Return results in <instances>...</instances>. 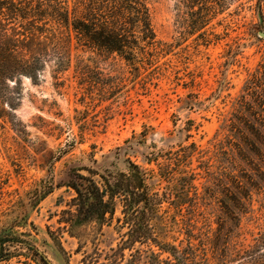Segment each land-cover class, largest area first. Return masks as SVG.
<instances>
[{"label": "rangeland", "instance_id": "rangeland-1", "mask_svg": "<svg viewBox=\"0 0 264 264\" xmlns=\"http://www.w3.org/2000/svg\"><path fill=\"white\" fill-rule=\"evenodd\" d=\"M147 2L162 42L154 65L136 71L117 56L83 47L74 36L68 44V31L60 29L56 39L48 33L50 39L44 40L49 58L37 78L9 82V92L19 93V99L15 108L5 107L0 119V228L18 221L12 233H27L21 238L34 244L50 264H111L112 249L122 244L126 232L118 230L121 208L104 227L89 223L71 232L63 217L76 197L67 187L76 174L127 172L133 162L151 177L153 193L165 197L173 186L175 194L165 200L161 214L172 231L166 239L185 241L184 248L186 230L172 226L177 220L183 227V219L186 224L195 208L182 192L181 169L200 174L197 185L204 194L210 179L207 166H218L215 144L225 140L234 114L249 107L256 117L249 121L264 140V18L256 9L257 0L230 2L212 24L209 34L216 36H210V45L200 33H187L175 1ZM59 40L62 47L56 52L53 43ZM191 144L198 150L186 158ZM256 163L264 170L259 160ZM46 186H53V192L31 206L36 191ZM261 188L248 203L251 213L242 221L243 236L234 241L239 231L220 204L205 197L199 201L204 215L196 219L199 228L210 233V264H219L210 251L219 218H225L232 232L225 244L231 258L226 263L237 264L232 253L238 243L254 253V264H264V184ZM146 249L140 243L135 246L134 253L142 252L140 264L149 261ZM21 253L1 264H44L28 248ZM130 255L126 251L123 264Z\"/></svg>", "mask_w": 264, "mask_h": 264}, {"label": "trees", "instance_id": "trees-1", "mask_svg": "<svg viewBox=\"0 0 264 264\" xmlns=\"http://www.w3.org/2000/svg\"><path fill=\"white\" fill-rule=\"evenodd\" d=\"M173 1L175 9L185 17L187 33H200V38L210 45V36H216L214 33L209 34L213 22L230 2L242 0ZM256 9L264 18V0H257ZM60 29L68 31V44H72L74 36L83 47L117 56L136 71L154 65L156 56L161 52L162 42L158 40L154 29L147 0H0V119L7 105L12 108L18 105L19 93L9 92V82L22 76H29L33 80L37 78L43 62L47 63L49 58L44 40L50 39L48 33L56 39ZM59 43L60 40L53 43L56 52L62 47ZM58 59L61 60L60 57ZM242 104H249L246 97H243ZM254 116L249 107L246 112L234 114L230 120L225 140L215 144L218 153H215L214 158L218 166H207L206 174L210 179L204 194L199 192L197 185L200 174L187 171V168L181 169L182 192L191 198L195 209L186 224L183 219V227L176 220L172 229L186 230V247L183 248L185 241L173 239L170 242L166 239L172 231L168 230L167 218L161 214L162 205L170 195L175 194L174 187L171 186L172 190L165 192V197L153 193L149 184L151 177L133 162H130L127 172H105L101 175L88 170L90 176L76 174L67 185L76 193L71 204L75 211H65L63 222L71 232L89 223L104 227L114 221L121 208L122 217L117 219L118 230L126 232L122 236V244L112 249L113 254L109 259L111 264H123L126 251L131 252V259L125 264H140L142 252H133L137 243L147 248V264H210L207 259L210 233L203 232L196 219V216L204 215L199 208V201L209 198L220 204L223 215L240 233L233 237L234 241L243 236L242 221L251 213L247 209L248 203L254 191H261V184H264V170L256 163L259 160L264 165V151L260 148V145L264 146V140L249 121L251 117L256 118ZM197 150V145L191 144L185 149V157L192 158ZM96 176L100 181L95 179ZM161 176L171 182L172 178L169 179L167 173ZM53 189V186H46L37 190L31 206L39 205ZM21 221L28 224L26 219ZM17 224L18 221L0 228V264L22 256L24 248H28L44 264H50L34 244L21 238L27 233L22 236L12 233ZM217 224L218 230L210 251L219 264H227V259L231 258L225 244L232 232L230 229L227 231L225 218H219ZM31 226L35 229L33 224ZM192 240L199 241L200 246L197 248ZM177 242L179 245H176ZM233 247L232 255L237 264H242V260L246 261L245 264H254V253L244 248V244L235 243Z\"/></svg>", "mask_w": 264, "mask_h": 264}, {"label": "water", "instance_id": "water-1", "mask_svg": "<svg viewBox=\"0 0 264 264\" xmlns=\"http://www.w3.org/2000/svg\"><path fill=\"white\" fill-rule=\"evenodd\" d=\"M264 36V34H262Z\"/></svg>", "mask_w": 264, "mask_h": 264}]
</instances>
